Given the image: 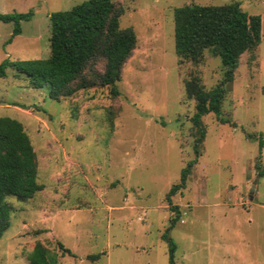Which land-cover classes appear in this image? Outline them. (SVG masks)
Returning <instances> with one entry per match:
<instances>
[{"label":"rangeland","instance_id":"374dc122","mask_svg":"<svg viewBox=\"0 0 264 264\" xmlns=\"http://www.w3.org/2000/svg\"><path fill=\"white\" fill-rule=\"evenodd\" d=\"M84 1L0 0V14H32L11 41L13 25L0 21V63L48 58L50 15ZM112 1L124 10L120 28L136 36L117 96L94 86L56 101L14 69L0 78V117L22 125L44 186L26 202L7 198L14 212L0 264H28L35 242L50 264H171L168 239L173 264H264V146L255 168L264 138V0ZM231 3L260 16L261 41L240 57L219 117H201L200 156L168 205L199 137L185 83L197 78L209 91L223 77L207 50L198 63L179 61L173 12ZM171 207L180 212L174 223Z\"/></svg>","mask_w":264,"mask_h":264},{"label":"trees","instance_id":"16d2710c","mask_svg":"<svg viewBox=\"0 0 264 264\" xmlns=\"http://www.w3.org/2000/svg\"><path fill=\"white\" fill-rule=\"evenodd\" d=\"M123 8L112 0H87L71 9L50 15V54L41 60H24L0 63V78L6 69H14L26 75L30 88L48 86L52 100L70 97L79 90L94 86H109L111 95L117 96L116 83L120 80L125 62L131 57L136 45L132 28H120L119 19ZM25 14H0V21L13 25L8 41L21 33L20 24L31 18ZM174 48L179 61L198 63L207 50L220 59L223 77L211 90L204 91L197 78L185 83L186 94L195 100L193 125L199 137L193 144L194 158L182 169L178 184L172 185L166 195L171 198L186 186L191 169L200 156L199 144L204 139L200 120L202 116L220 115L225 87L234 80L240 57L256 49L261 41V18L249 15L238 3L222 6L191 4L176 8L173 12ZM221 123H224L221 120ZM249 138H253L250 136ZM258 157L255 168H261L263 135L257 137ZM264 174L259 171L258 175ZM37 182V159L28 135L22 125L11 118L0 117V238L10 227L13 207L7 198L26 202L42 191ZM179 220L180 212L172 208ZM170 246L169 261L173 264L174 245ZM63 254H70L62 244H57ZM48 249L35 242L27 256L28 264H50Z\"/></svg>","mask_w":264,"mask_h":264},{"label":"water","instance_id":"95a60500","mask_svg":"<svg viewBox=\"0 0 264 264\" xmlns=\"http://www.w3.org/2000/svg\"><path fill=\"white\" fill-rule=\"evenodd\" d=\"M253 191L251 190L250 193H252Z\"/></svg>","mask_w":264,"mask_h":264}]
</instances>
